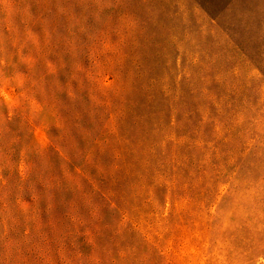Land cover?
<instances>
[{"label":"clouds","instance_id":"9594fccd","mask_svg":"<svg viewBox=\"0 0 264 264\" xmlns=\"http://www.w3.org/2000/svg\"><path fill=\"white\" fill-rule=\"evenodd\" d=\"M83 2L87 4L89 0ZM90 2L96 5L98 21L101 12L111 7V0ZM60 10L68 11V35L55 34V28L50 29L49 21L44 19L41 37L31 26L35 19L27 0H0V24L8 31L5 35L0 28V142L20 146L18 162H13L0 147V264H151L153 249L164 257L165 264H250L247 258L264 249V161L254 165V172L242 175L237 164L239 145L224 151L214 140L197 139L194 143L203 156L193 154V168L187 178L182 168L188 167V157L181 159L174 152L166 161L169 168L155 173L156 183L163 181L167 185L163 205L153 188L143 182L128 185L119 195L121 203L118 204L116 191H105L95 179L86 176L91 184L88 188L81 179V170L69 168L72 153L94 164L95 148L89 143L85 150L80 149L73 137V124L60 113L57 104V93L65 91L74 102L80 99L77 89L70 83L62 85L56 78L58 71L67 66L64 53L57 54L58 63L49 59V53L61 40L70 58L71 79L78 81L81 87L80 73L85 71L79 60L80 45L75 32L77 25L84 30L82 22L70 9ZM18 12L23 15V30L15 21ZM89 39L94 41L90 46V58L97 72L86 75L89 81L103 86L110 82L103 76L98 57L119 49L107 40L98 46L94 37ZM9 43L14 52L9 50ZM216 79L220 80L221 76L217 75ZM91 95L95 104L103 103L95 91ZM246 104L237 123L243 121L247 113L251 122L249 128L255 126L264 146V89L255 103L248 101ZM16 118L20 120L24 135H13L5 140V135L11 132L9 123ZM50 123H54L62 131V138H66L64 144H55L62 160L60 176L56 175L57 165L49 155L52 141L47 129ZM75 127L84 137H91V132L79 123ZM216 131L222 135L219 122ZM256 139H248V145ZM116 155L121 159L119 152ZM143 163L147 167L149 161L146 159ZM94 166L98 174L105 173L101 165ZM5 167L10 173L13 170L18 173L15 191L2 174ZM197 168L201 170L199 176ZM119 169L120 164L115 163L108 174L114 176ZM206 177L207 183L202 188ZM213 182L215 198L209 199L205 191L213 187ZM25 183L31 200L24 198ZM37 183L44 186L43 193L37 190ZM61 188L72 194L66 220L58 218L54 211L53 189ZM145 194V208L151 205L162 210L136 215L139 209L135 200ZM225 195L231 197L227 204H223ZM101 196L106 204L100 200ZM42 200L46 204L47 221L41 213ZM105 208L116 213L110 222L105 220ZM126 230L134 231L146 246L124 242ZM106 233H111V237Z\"/></svg>","mask_w":264,"mask_h":264},{"label":"rangeland","instance_id":"374dc122","mask_svg":"<svg viewBox=\"0 0 264 264\" xmlns=\"http://www.w3.org/2000/svg\"><path fill=\"white\" fill-rule=\"evenodd\" d=\"M27 3L35 19L31 26L41 37L44 19L49 21L50 29L55 28V34L68 35V11H61V8L70 9L82 22L84 30L77 25L75 32L80 45L79 60L85 69L80 73L83 87L71 79L70 58L63 40L49 53V59L58 63L57 54L64 53L67 66L58 71L56 78L62 85L70 83L77 89L80 99L74 102L66 91L57 93L60 113L73 124V137L80 149L85 150L91 143L95 148L94 164L105 169L104 174H98L94 164H88L83 156L77 158L72 153L68 166L73 171L81 170L86 187L91 188L85 178L90 176L105 191H116L120 204L119 195L128 185L143 182L153 188L163 205L167 185L163 181L156 183V171L163 173L168 169L166 161L175 152L181 159L188 157V167L182 171L186 178L189 177L193 154L203 156L194 143L197 139L214 140L224 151L239 145L237 164L242 175L254 172V165L264 161V146L255 126L249 128L251 122L247 113H244L245 119L237 123L246 102L255 103L264 89V0H111V7L101 12L99 21L95 15L96 5L90 0L87 4L83 0H27ZM23 6L21 3L20 7ZM15 21L23 30L22 13H17ZM0 28L8 35L6 27L0 24ZM90 36L98 46L107 40L119 49L98 57L103 76L110 82L103 86L89 81L86 75L97 72L90 58V46L94 42ZM9 50L15 51L11 43ZM217 75L221 76L220 80L216 79ZM93 91L103 103H94ZM217 122L222 135L216 131ZM77 123L91 132V137H84L75 127ZM9 128L11 132L5 135V140L13 135L23 137L19 118L11 121ZM47 135L52 141L49 155L57 165L56 175L60 176L62 160L55 144H64L66 138H62V131L54 123L49 124ZM253 137H257L256 142L248 145V139ZM0 147L13 162L19 161V144L0 142ZM117 152L121 159L117 158ZM146 159L149 161L147 167L143 163ZM115 163L120 164V169L114 176L109 175ZM195 170L197 176L201 175L199 168ZM2 174L15 191L18 173L15 170L10 173L5 167ZM207 179L201 184L202 188ZM36 188L43 193L42 184L37 183ZM53 192L55 215L66 220L72 194L62 188L53 189ZM214 193L215 182L205 191V196L214 199ZM24 198L31 200L27 183ZM145 198L146 194L136 198L139 209L136 215L162 210L151 205L145 208ZM230 199V195H225L223 204L229 203ZM100 200L107 203L102 196ZM129 203L133 201L130 199ZM81 211L87 214L83 207ZM41 213L47 221L43 200ZM114 215V211L104 209L106 222ZM106 236L110 238L111 233ZM124 242L146 246L134 231L126 230ZM262 257L264 249L247 259L250 264H264ZM151 264H165L164 257L156 249H153Z\"/></svg>","mask_w":264,"mask_h":264}]
</instances>
